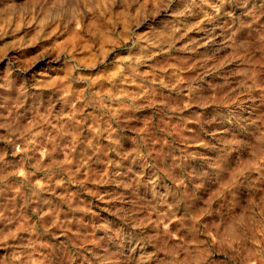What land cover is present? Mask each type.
<instances>
[{
    "label": "clouds",
    "instance_id": "1",
    "mask_svg": "<svg viewBox=\"0 0 264 264\" xmlns=\"http://www.w3.org/2000/svg\"><path fill=\"white\" fill-rule=\"evenodd\" d=\"M0 264H264V0H0Z\"/></svg>",
    "mask_w": 264,
    "mask_h": 264
}]
</instances>
